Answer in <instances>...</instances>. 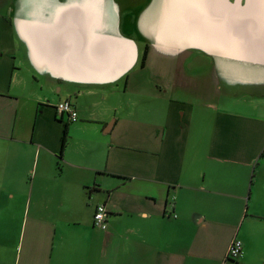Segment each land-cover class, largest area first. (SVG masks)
Wrapping results in <instances>:
<instances>
[{
	"label": "crops",
	"instance_id": "obj_1",
	"mask_svg": "<svg viewBox=\"0 0 264 264\" xmlns=\"http://www.w3.org/2000/svg\"><path fill=\"white\" fill-rule=\"evenodd\" d=\"M0 264H264V0H0Z\"/></svg>",
	"mask_w": 264,
	"mask_h": 264
},
{
	"label": "built area",
	"instance_id": "obj_2",
	"mask_svg": "<svg viewBox=\"0 0 264 264\" xmlns=\"http://www.w3.org/2000/svg\"><path fill=\"white\" fill-rule=\"evenodd\" d=\"M56 111L59 115L65 114L68 117V120L71 122L76 121L77 114L73 106L69 101L61 102L60 104L56 105ZM108 210L105 204H99L93 213L92 223L93 226L104 230L106 228ZM241 252V243L238 240H234L229 248L227 258L234 260Z\"/></svg>",
	"mask_w": 264,
	"mask_h": 264
},
{
	"label": "trees",
	"instance_id": "obj_3",
	"mask_svg": "<svg viewBox=\"0 0 264 264\" xmlns=\"http://www.w3.org/2000/svg\"><path fill=\"white\" fill-rule=\"evenodd\" d=\"M146 54H147V50L145 49V52H144L143 58H142V62H141V66L144 65V61L146 59ZM67 138H68V127H67V125H64L63 134H62V138H61L60 156L62 155V153L65 149Z\"/></svg>",
	"mask_w": 264,
	"mask_h": 264
},
{
	"label": "snow or ice",
	"instance_id": "obj_4",
	"mask_svg": "<svg viewBox=\"0 0 264 264\" xmlns=\"http://www.w3.org/2000/svg\"><path fill=\"white\" fill-rule=\"evenodd\" d=\"M197 7H201V8H205V9H209V10H211V9H213V5H211V4H198V5H196Z\"/></svg>",
	"mask_w": 264,
	"mask_h": 264
}]
</instances>
